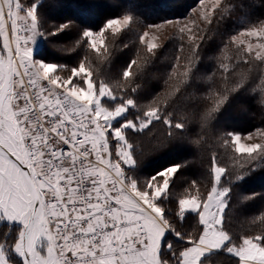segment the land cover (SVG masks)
I'll return each instance as SVG.
<instances>
[{
    "label": "snow or ice",
    "instance_id": "6c2138e0",
    "mask_svg": "<svg viewBox=\"0 0 264 264\" xmlns=\"http://www.w3.org/2000/svg\"><path fill=\"white\" fill-rule=\"evenodd\" d=\"M42 7L43 0H0V264H223L220 257L264 264V208L239 221L229 214L235 184L264 169V142H249L264 137V128L222 133L223 156L212 153L206 180L179 193L173 186L189 162L142 177L130 137L162 124L171 139L188 127L181 105H192L200 108L199 145L230 95L249 85L264 107V19L234 21L213 71L197 76L201 45L243 3L198 0L206 27L196 17L176 18L141 32L131 7L88 24L97 5L80 0L75 15L85 24L72 50L83 54L74 66L42 57V42L72 27L66 21L45 30ZM165 25L173 27L168 42L191 55L185 63L176 56L165 92L141 105L137 80L164 47L156 33ZM129 33L143 50L113 79L112 54L129 47ZM194 82L204 90L189 93Z\"/></svg>",
    "mask_w": 264,
    "mask_h": 264
},
{
    "label": "trees",
    "instance_id": "16d2710c",
    "mask_svg": "<svg viewBox=\"0 0 264 264\" xmlns=\"http://www.w3.org/2000/svg\"><path fill=\"white\" fill-rule=\"evenodd\" d=\"M79 2L80 0H43L41 13L46 19L45 30H48L52 24L72 22L70 29L42 42L39 51L43 58L68 66H74L80 59L83 53L80 50H72L74 42L78 38L79 29L85 24V21L75 15V6ZM91 2L97 7L92 9L93 14L88 18V24H99L106 17L118 15L125 8L131 7L142 21V23L134 24L133 28L142 32L144 25L148 23H161L165 19L187 16L196 6L198 0H91ZM235 2L243 3V11L237 8L232 18L221 25L218 30L213 26L214 34L209 33L208 39L199 50L201 60L196 72L197 76L207 75L213 71L216 66V57L220 54V48L223 46L222 42L238 27L234 21L241 17L253 21L264 19V0H235ZM200 27H206V24ZM123 42L129 43V47L126 49L118 47L112 54L110 75L113 79L118 78L120 70L134 57L138 46L143 50V46L136 41L134 33L127 34ZM179 43L177 40L165 41L164 47L137 80V83L141 85L135 97L139 104L146 105L154 97L165 92L167 87L165 80L168 78V73L172 71V65L176 63V56L182 58L180 63H185L184 58L191 55L187 46L184 51H179ZM244 67L246 66L241 65V68ZM105 71L108 69L106 68ZM250 87L251 85L230 95L228 103L209 126L204 134L205 140L199 145L193 141L200 131V108L192 105H181L182 114L187 113L188 115V127L186 131L176 132L171 139L166 137V129L162 124H155L142 134L130 133L132 142L138 146L137 174L146 177L170 163L187 161L189 162L188 166L179 173L173 191L179 193L192 180L203 183L207 178L212 153L215 152L218 156H223L222 141L218 139L222 133L239 131L247 134L254 132L256 128H264V107L260 105L259 97L251 94ZM193 88H197V91L204 90L203 85L198 86L194 82L187 91L191 93ZM223 162L232 171L231 162L227 160ZM253 193L256 194V199L246 203L241 202L243 196ZM262 208H264V169H257L250 172L243 182L236 183L233 187L229 214L239 221L243 220L246 215H251ZM194 226L195 217L190 214L185 220L184 227L191 230ZM218 259L222 260L223 264H233L226 257Z\"/></svg>",
    "mask_w": 264,
    "mask_h": 264
},
{
    "label": "rangeland",
    "instance_id": "374dc122",
    "mask_svg": "<svg viewBox=\"0 0 264 264\" xmlns=\"http://www.w3.org/2000/svg\"><path fill=\"white\" fill-rule=\"evenodd\" d=\"M195 9H197V11L195 12V13H193L192 15H187V16H185V17H183V18H180V20H181V24H185V23H188V21L189 20H191L193 17H196L197 18V21H198V23L200 24V26H204L205 25V23L204 22H201V21H199V8H198V3L196 4V6L194 7ZM193 8V9H194ZM191 12V11H190ZM189 12V13H190ZM173 20H175V19H173ZM144 30V29H143ZM142 30V31H143ZM172 33H173V27L172 26H170V25H165L162 29H160L156 34L159 36V39H158V41H157V43H161V44H163L165 41H167L168 39V37L170 36V35H172ZM254 133V132H253ZM249 142H264V137H256L255 135H254V137H253V140L252 141H249Z\"/></svg>",
    "mask_w": 264,
    "mask_h": 264
}]
</instances>
